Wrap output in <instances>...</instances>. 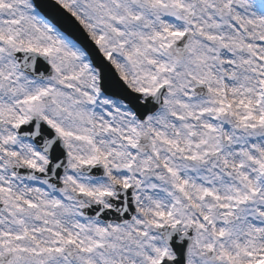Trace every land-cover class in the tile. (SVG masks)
Instances as JSON below:
<instances>
[{
    "label": "snow or ice",
    "instance_id": "obj_1",
    "mask_svg": "<svg viewBox=\"0 0 264 264\" xmlns=\"http://www.w3.org/2000/svg\"><path fill=\"white\" fill-rule=\"evenodd\" d=\"M0 264H264V0H0Z\"/></svg>",
    "mask_w": 264,
    "mask_h": 264
}]
</instances>
